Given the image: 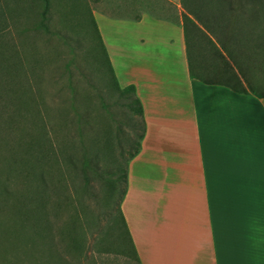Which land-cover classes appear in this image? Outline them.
<instances>
[{
	"label": "crops",
	"instance_id": "1",
	"mask_svg": "<svg viewBox=\"0 0 264 264\" xmlns=\"http://www.w3.org/2000/svg\"><path fill=\"white\" fill-rule=\"evenodd\" d=\"M135 17L92 14L141 105L119 206L139 264H264V95L190 78L180 20Z\"/></svg>",
	"mask_w": 264,
	"mask_h": 264
},
{
	"label": "rangeland",
	"instance_id": "2",
	"mask_svg": "<svg viewBox=\"0 0 264 264\" xmlns=\"http://www.w3.org/2000/svg\"><path fill=\"white\" fill-rule=\"evenodd\" d=\"M15 6L14 13H7L6 9ZM94 11L124 18L149 11L156 17L171 19L178 18L184 10L179 0L175 4H169L167 0H50L47 30L43 31L34 27L38 21V0H0V48L5 50L9 63L17 62L20 69L18 80L29 89L32 110L43 121L51 142L54 144L65 139L72 152L79 151L81 144L100 150L105 132L113 136L117 127L124 133L122 137L129 134L125 127L123 100L107 87L105 75L108 74L102 49L91 21ZM192 45L189 46L191 58ZM205 77L219 79L214 73ZM12 107L0 86V116H12ZM75 111L86 120L80 124L81 137H78L74 122ZM28 125L27 121L18 119L10 133L4 132V139L0 136V182L12 179L13 183L10 180L7 185L13 192L19 190L22 172L15 174L17 178L7 174L5 164L11 151L5 147V142L12 143L19 133L23 136ZM120 141L125 155V142L123 138ZM110 145L115 154L118 149L116 141L111 139ZM34 157H37L36 153ZM53 157L49 149L47 158L37 162L49 166L40 165L48 170L45 175L49 183L45 210L52 224L46 235L49 240L46 239L42 247L32 249L29 257L24 258L20 237H28L29 229L22 234L19 228L7 224V217L1 214L0 243L6 245L12 238L17 240L12 241L16 246L3 256L0 254V264H137L127 249L125 253L118 249L116 231L111 228L113 220L118 225L116 206L112 203L105 206L101 178L88 171L84 181L78 171L67 170L62 160L54 165ZM107 162L106 158L98 159L97 170L107 168ZM64 227H72V234L82 239L79 253L64 249L58 237V230ZM12 231L15 232L12 234ZM2 251L0 249V253ZM38 255L42 258L38 259Z\"/></svg>",
	"mask_w": 264,
	"mask_h": 264
},
{
	"label": "trees",
	"instance_id": "3",
	"mask_svg": "<svg viewBox=\"0 0 264 264\" xmlns=\"http://www.w3.org/2000/svg\"><path fill=\"white\" fill-rule=\"evenodd\" d=\"M179 1L184 11L178 14V18L177 16L171 19L153 16L174 23L180 20L186 46L189 77L207 82L212 79L206 78L205 75L214 73L219 76V79H214V81H219L235 92L246 93L248 90L259 97L263 96L264 0ZM38 2V21L34 27L46 31L50 0H38ZM15 9L16 6L15 8L6 9V11L11 14L15 12ZM144 12L151 14L149 11ZM88 14L90 15V13ZM91 21L102 49L106 74H108L105 75L108 81V90L115 91L118 97L123 100L125 127L129 129V134L125 133V136L122 137L121 135L124 133L119 130V127L116 128L113 136H109L108 132H105L100 150L81 144L79 151L72 152L69 150V141L65 139L56 141L53 144L47 136V132H45L43 121L32 110V100L28 96L29 89L18 80L20 69L17 62L11 61L9 63L5 50L0 48V86L8 98V103L13 105L12 116H0V125H4L0 129V134L3 133V135L0 136L4 139V132L10 133L15 128L18 119L29 123V129L23 136L19 133L11 140L12 143L5 142V147H8L11 151L10 157L7 158V164H5L7 174L13 175L12 178H14L15 174L21 171L22 176L20 178L23 181L19 183V190L14 192L9 190L7 185L10 180L13 183L12 179L8 182L7 180L6 182H0V215H5L7 224H11L12 228H19L22 234L25 229H29L28 237L23 238L24 235L20 237L24 258L29 257L32 249L34 250L37 246L42 247L44 241L48 239L47 232L52 224L45 210V196L49 186L45 175L48 170L45 171L46 167H41L45 163L40 164V166L37 162L47 158V151L50 149V152L54 154V165L62 160L67 170L78 171L84 181L87 179L88 171L101 178L105 206L111 203L116 206L118 225L113 220L111 228L116 231L118 249L122 253L128 250L134 261L139 264L119 206L126 188L128 161L138 152L144 133L141 105L135 95L133 86L118 87L93 18H91ZM206 33H209L211 38ZM190 43L194 47L192 58L189 55ZM257 81L261 82L262 86H260V83L255 84ZM71 101L74 102V98ZM85 121L84 116L76 111L74 112V122L79 133L78 137H81L80 124ZM37 129L38 132H36ZM120 138H123L125 142V148L127 149L125 155L121 145H119ZM111 139L116 141L118 145L115 154L110 145ZM46 145L50 147L47 148ZM15 148H18L16 153ZM34 153L37 154V157H34ZM100 158H106L108 161L107 168L101 171L100 169L97 170V161ZM45 166L49 167L47 164ZM15 177L17 178V176ZM73 232L72 227L69 229L64 227L58 230L59 236H57L61 239L64 249L70 250L71 253H79L82 247V239L78 236L75 237L72 234ZM12 239L17 240V238ZM13 240H8L9 243L6 245L0 243V249H3L0 253L1 256L11 247L16 246V243L12 242ZM41 258L38 255V259Z\"/></svg>",
	"mask_w": 264,
	"mask_h": 264
}]
</instances>
